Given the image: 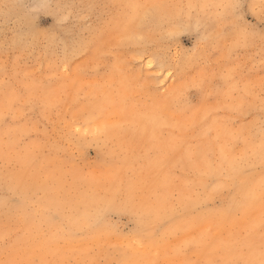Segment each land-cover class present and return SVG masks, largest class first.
Listing matches in <instances>:
<instances>
[{
	"label": "rangeland",
	"instance_id": "1",
	"mask_svg": "<svg viewBox=\"0 0 264 264\" xmlns=\"http://www.w3.org/2000/svg\"><path fill=\"white\" fill-rule=\"evenodd\" d=\"M235 2L0 0V262L43 203L84 243L58 264H258L264 0Z\"/></svg>",
	"mask_w": 264,
	"mask_h": 264
},
{
	"label": "bare ground",
	"instance_id": "2",
	"mask_svg": "<svg viewBox=\"0 0 264 264\" xmlns=\"http://www.w3.org/2000/svg\"><path fill=\"white\" fill-rule=\"evenodd\" d=\"M99 123L100 122L97 124ZM97 124L95 127L99 126ZM15 183L16 186L20 184L18 176L15 177ZM11 189L14 193L19 192L16 187L14 189L12 186ZM50 209V207L42 203V205L37 206V209L34 211V213L39 214V216L42 217L43 222L49 224L47 225L46 234H43V232L40 233L36 230L34 234L35 237L31 236L27 240H23L25 242L22 246L18 247L19 245H16L12 248L13 250H11L12 254L15 255V248H21L19 254L21 258L27 262V264L34 258L38 259V264H58L66 259L65 256L68 252H73L74 250L81 249L84 246V243L81 241L74 244V242H72L69 238L61 239V235L57 234L58 224L57 222L54 223L53 216L55 215L50 211ZM68 218H75V220H77L74 211L69 212ZM83 220L86 221L85 219ZM36 238H39V242L36 245H33V241ZM48 257H53L54 260L50 262V260L48 261L47 259Z\"/></svg>",
	"mask_w": 264,
	"mask_h": 264
},
{
	"label": "snow or ice",
	"instance_id": "3",
	"mask_svg": "<svg viewBox=\"0 0 264 264\" xmlns=\"http://www.w3.org/2000/svg\"><path fill=\"white\" fill-rule=\"evenodd\" d=\"M231 8L234 12V14L239 17L243 18L247 14V10L251 9L252 5H248L244 3V0H236L235 3H232L228 6ZM255 15V13H253ZM261 20L264 21V13L261 14ZM261 37L264 38V32L261 33ZM149 67H151V64H149ZM107 130V125L105 126V131ZM79 131V129H77ZM100 132V130H97ZM259 159L264 162V141L261 143V151L259 153ZM255 188V191L253 192V198H255L256 191L259 193V197L261 199V202L264 203V169H261L258 176H253L250 178L249 181ZM259 226L264 229V214H261L259 221ZM257 225H252L251 228L254 229ZM0 264H13L11 261H4L0 262ZM249 264H256V262H249ZM258 264H264V252H262V258L258 262Z\"/></svg>",
	"mask_w": 264,
	"mask_h": 264
}]
</instances>
